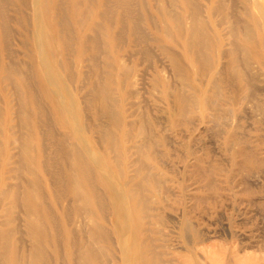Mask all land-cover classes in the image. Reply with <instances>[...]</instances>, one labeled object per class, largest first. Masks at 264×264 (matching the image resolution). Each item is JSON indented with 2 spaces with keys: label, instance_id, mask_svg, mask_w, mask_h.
Wrapping results in <instances>:
<instances>
[{
  "label": "bare ground",
  "instance_id": "6f19581e",
  "mask_svg": "<svg viewBox=\"0 0 264 264\" xmlns=\"http://www.w3.org/2000/svg\"><path fill=\"white\" fill-rule=\"evenodd\" d=\"M263 81L264 0H0V264H257L195 209Z\"/></svg>",
  "mask_w": 264,
  "mask_h": 264
},
{
  "label": "rangeland",
  "instance_id": "374dc122",
  "mask_svg": "<svg viewBox=\"0 0 264 264\" xmlns=\"http://www.w3.org/2000/svg\"><path fill=\"white\" fill-rule=\"evenodd\" d=\"M262 89L261 98L264 97V81ZM256 105V100L248 104L249 117L247 116V119L243 120V126L246 127V145L255 150V157L262 165L264 164V130L258 131L256 122L264 119V110L256 112ZM211 140L215 141L212 137ZM211 147L213 148L212 145ZM220 149L218 144L213 152L214 162L222 163L224 169L220 167L222 169L214 170L216 178L212 182L214 202L201 201L202 203L199 202L195 209L199 227L212 232V242L215 243L217 251L225 250L228 253H235L239 248L248 247V252L252 250L250 253L257 264H264V167L251 175H246L247 170L244 173L241 170L246 167L243 165L244 162L232 166L230 156L221 153ZM204 152H206L205 149L201 151V154ZM237 159L239 160V158ZM178 176L183 177L182 174ZM189 181L187 178L184 180V187L188 186L186 190L191 192L199 190L202 194L201 189L204 182L195 181L199 188L196 189L195 184ZM248 187L251 188L252 193ZM172 192H175L174 197L170 196L173 199L172 203L179 205L178 201H174V198L179 199L178 188L174 186ZM190 205H193L192 202ZM228 232H230V236Z\"/></svg>",
  "mask_w": 264,
  "mask_h": 264
}]
</instances>
